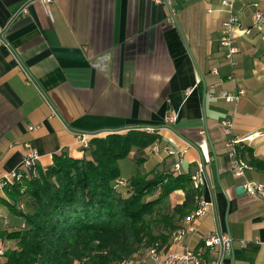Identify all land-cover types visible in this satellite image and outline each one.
Segmentation results:
<instances>
[{
  "label": "crops",
  "instance_id": "1",
  "mask_svg": "<svg viewBox=\"0 0 264 264\" xmlns=\"http://www.w3.org/2000/svg\"><path fill=\"white\" fill-rule=\"evenodd\" d=\"M25 4L28 12L18 14ZM257 9L264 0H233L238 28L249 32L235 28L231 64L219 42L220 0H0V175L20 168L29 149L42 168L56 154L81 157L75 131L155 126L148 134L158 138L142 153L140 172L150 178L180 160V173L190 176L201 164L200 198L211 202L197 230L169 248L207 256L202 238L227 233L224 264H264V195L236 191L245 180L264 185V23L253 25ZM240 89L236 102L221 96ZM224 119L251 165L243 176L230 169ZM5 195L0 190V201ZM184 199L177 189L163 203Z\"/></svg>",
  "mask_w": 264,
  "mask_h": 264
},
{
  "label": "trees",
  "instance_id": "2",
  "mask_svg": "<svg viewBox=\"0 0 264 264\" xmlns=\"http://www.w3.org/2000/svg\"><path fill=\"white\" fill-rule=\"evenodd\" d=\"M157 138L135 127L107 132L93 136L81 157L56 154L44 171L36 165L39 173L25 181V192L13 187L5 192L10 201L2 199L25 220L22 228L0 230V237L16 240L6 252L8 259L17 264H112L155 242L168 247L176 219L196 208L201 187L189 174L168 170L150 178L131 175L126 194L117 187L118 160L134 151L135 160L142 161ZM235 151L242 156L238 147ZM177 189L184 191V201L160 212ZM26 204L31 210L24 209ZM152 222L161 223V230L153 231Z\"/></svg>",
  "mask_w": 264,
  "mask_h": 264
},
{
  "label": "built area",
  "instance_id": "3",
  "mask_svg": "<svg viewBox=\"0 0 264 264\" xmlns=\"http://www.w3.org/2000/svg\"><path fill=\"white\" fill-rule=\"evenodd\" d=\"M49 2L51 0H43ZM220 4L224 8L225 17L221 23V34L219 42L226 48L225 56L229 63L234 64L233 55L237 52L238 48L235 44V28L239 27V20L233 13V0H220ZM28 9L26 4L17 12L18 14H26ZM253 25L260 26L264 23V10H255L252 15ZM240 32H249L248 28H241ZM5 26L0 25V43L4 42L3 34ZM243 94V90H238L236 93L223 92L222 97L228 102H236ZM167 120H174V117H167ZM221 125L224 133L227 135L225 144L229 147V156L231 157L230 169L235 176H243L246 169L251 168V165L237 156L235 151V145L240 139L231 136V121L229 119L221 120ZM141 129L147 133H157L155 126L145 125L135 127ZM126 129L121 130H110V131H75V136L78 144L82 150L89 147L90 139L93 136L107 133V132H122ZM250 136H246L248 139ZM153 152L158 151V145L154 143L151 146ZM185 150H180V156ZM168 154H173V150L168 148ZM38 153L34 149H29L22 158L21 167L13 168L9 172L0 175V190L4 193L11 190L13 187L18 188L20 194L25 192L26 180L31 176H36L39 172L36 167ZM46 168H42L44 171ZM173 172L180 173V160L173 163ZM203 168L200 164L197 173L191 174L190 178L193 180L195 186H201L204 182L202 176ZM201 172V173H200ZM117 184H123L121 179L117 180ZM245 192L249 194H260L264 195V185L253 181L245 180L243 183ZM6 194V193H5ZM208 200L198 198L197 206L190 213L185 215L177 228L171 231L169 244L174 243L176 245H182L181 237L189 230L196 231V221L206 213L207 206L210 204ZM9 221L6 216L0 215V230H8ZM7 238L0 237V264H17L12 263L6 252L9 249L5 243ZM203 246L207 249V256H203L202 252L195 249H190L184 246L181 250H173L168 247H159L158 242L153 243L141 252H137L131 257L124 258L120 261H116L112 264H224V257L231 247V238L227 233H210L202 238ZM28 264V263H24Z\"/></svg>",
  "mask_w": 264,
  "mask_h": 264
},
{
  "label": "rangeland",
  "instance_id": "4",
  "mask_svg": "<svg viewBox=\"0 0 264 264\" xmlns=\"http://www.w3.org/2000/svg\"><path fill=\"white\" fill-rule=\"evenodd\" d=\"M119 165V170H120V176L119 179H123V180H127L128 177H130L133 174L136 173H141V164L140 162H137L133 156H127L125 158H122L120 160H118L117 162ZM118 179V180H119ZM4 198L8 201H10V198L8 197V195H5ZM25 195H24V200L25 202H28L27 199H25ZM171 202L168 204H163L162 207H159L158 210H160V212H170L171 210ZM27 211L31 210V207L26 204V207L24 208ZM0 215L2 216H6L8 218L9 221V227L10 229H18V228H22L25 225V220H24V216L17 214L15 212H13L12 210H10L8 208V205L6 203H4L3 201H0ZM158 218V216H157ZM152 228L153 231H158L161 230L162 225L161 223L158 224V222H152ZM6 245L8 246V248L11 249L14 248L15 245V241L12 238H7L5 240Z\"/></svg>",
  "mask_w": 264,
  "mask_h": 264
},
{
  "label": "water",
  "instance_id": "5",
  "mask_svg": "<svg viewBox=\"0 0 264 264\" xmlns=\"http://www.w3.org/2000/svg\"><path fill=\"white\" fill-rule=\"evenodd\" d=\"M245 191V189H244V187H243V185L241 184V185H238V186H236V191Z\"/></svg>",
  "mask_w": 264,
  "mask_h": 264
}]
</instances>
